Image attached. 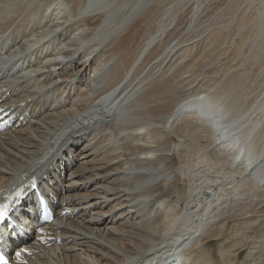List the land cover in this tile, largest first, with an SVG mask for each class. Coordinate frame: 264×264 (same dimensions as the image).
<instances>
[{
    "label": "bare ground",
    "instance_id": "6f19581e",
    "mask_svg": "<svg viewBox=\"0 0 264 264\" xmlns=\"http://www.w3.org/2000/svg\"><path fill=\"white\" fill-rule=\"evenodd\" d=\"M222 1L0 0L2 85L29 81L9 101L38 112L0 135V188L31 173L55 184L57 152L73 143L75 156L62 199L79 213L51 226L63 245L30 264H234L235 243L217 259L205 249L230 230L226 243L251 241L243 262L264 264L252 235L264 225V73L248 86L229 58L226 72L188 73L232 26L252 29L239 57L264 52V0Z\"/></svg>",
    "mask_w": 264,
    "mask_h": 264
},
{
    "label": "rangeland",
    "instance_id": "374dc122",
    "mask_svg": "<svg viewBox=\"0 0 264 264\" xmlns=\"http://www.w3.org/2000/svg\"><path fill=\"white\" fill-rule=\"evenodd\" d=\"M228 1V0H227ZM222 2H225V0H223ZM244 8V9H243ZM242 8V10L240 9V11H239V13H238V16H241V17H238L237 16V19H239V21H241V19L242 20H244V21H246L244 18L246 17V19L249 17V12L250 11H248V8L246 7H243ZM242 13H244V15L242 16V15H240V14H242ZM245 13H246V15H245ZM212 14V13H211ZM211 14H209V16H211ZM234 28V29H233ZM235 26H232V27H230L229 28V30H230V32H229V30H228V32L227 33H224L223 34V36L225 37V38H227V39H225L223 36H222V38H219V39H215L216 41H215V43H213L212 45H213V48H211L210 50H212L213 52H214V47H219L220 45H221V49H220V51L217 53H215V54H213V56H211L212 55V53L213 52H211L210 54H209V51L208 52H206L204 55H207L208 57H199L198 59H196V60H193L191 63H190V65H194L193 67H192V69H190L189 70V72L188 73H191V72H193V71H196L197 69L200 71H202L203 70V68L202 69H200V67H202L203 65H206V67L207 66H209L210 65V63H214V65H213V69H209V71L208 70H206L205 69V71H204V74H203V76L204 75H209L213 70H214V68L217 66V67H219V66H223V63L225 62V60H227L228 58L231 60V61H233L234 63H239V61H240V64H241V67L238 69L239 71H238V73L240 72H247L248 74H249V76H248V78H247V80L249 81H247V85L248 86H251L252 85V83H254L255 84V82L254 81H256L258 78L257 77H259L258 75H260V74H262V73H264V52L262 53V55L257 59V60H253V61H255L256 62V64H255V62H252V58L251 57H245L246 58V60H244L245 58L244 57H242V56H238V55H241V53L240 52H242L243 54H248V40H250L251 38L250 37H252V32H251V30L252 29H250L249 31L247 30V31H245L243 34H241V35H235ZM234 31V32H233ZM231 32H232V34H231ZM250 32V33H249ZM230 34V35H229ZM225 35H227V36H225ZM235 36V37H234ZM232 37V38H231ZM242 37H243V39H244V41H243V39H242ZM224 38V39H223ZM233 39H234V41H233ZM246 39V40H245ZM219 40V41H218ZM235 40H236V42H235ZM239 41V42H238ZM242 41H243V43H242ZM219 43V42H221L222 44L223 43H225V44H223V46H222V44L220 43L219 45L217 44V43ZM233 42V43H232ZM236 43V44H235ZM239 43V44H238ZM246 43V44H245ZM215 44H217V45H215ZM233 44V45H232ZM239 46H238V45ZM242 44V45H241ZM215 45V46H214ZM224 45H225V47H224ZM228 45V46H227ZM241 45V46H240ZM246 45V46H245ZM232 47H233V49H232ZM235 47L238 49V50H235ZM245 47V48H244ZM216 48V49H217ZM220 48V47H219ZM224 48V49H223ZM227 48H229L227 51L225 50V49H227ZM242 48H243V50H242ZM241 49V50H240ZM248 51H246V50ZM222 51H223V53H225L226 55L224 56H222ZM239 51V52H238ZM231 52V53H230ZM233 52L235 53L233 56H232V54H233ZM220 53H222L221 54V58L218 56V54H220ZM239 53V54H238ZM231 54V55H230ZM215 55H216V57H215ZM215 57V58H214ZM220 58V60H219V58ZM223 57H226V58H224V59H222ZM262 57V58H261ZM202 58V59H201ZM205 58H207V59H205ZM213 58V59H212ZM216 58H218V60L216 59ZM244 58V59H243ZM248 58V59H247ZM201 59V60H200ZM212 59V60H211ZM250 59V60H249ZM203 60V61H202ZM209 60H211V61H209ZM222 60V61H221ZM224 60V61H223ZM198 61V62H197ZM219 61V62H218ZM237 61V62H236ZM262 61V62H261ZM200 62L201 63H203V64H200ZM221 62V63H220ZM250 62V63H249ZM260 62V63H259ZM194 63V64H193ZM206 63V64H205ZM219 63V64H218ZM238 63H237V66H238ZM248 63V64H247ZM198 64H199V66H198ZM222 64V65H221ZM262 64H263V66H262ZM189 65V66H190ZM201 65V66H200ZM251 68H250V67ZM257 66V67H256ZM261 66V67H260ZM248 69H247V68ZM195 68V69H194ZM244 68V69H243ZM246 68V69H245ZM252 68H253V70H252ZM242 69V70H241ZM256 69V70H255ZM262 69H263V71H262ZM250 70V71H249ZM222 71H224V72H226V71H228V67H224L223 66V70ZM253 71V72H252ZM187 72V71H186ZM197 72V71H196ZM197 73H199V72H197ZM234 74L235 75V77L233 78L235 81H237V79H238V75L239 74ZM258 73V75L256 76V74ZM181 75L182 76H184V74L183 73H181ZM180 74H179V77H176L175 79H174V81L173 82H175V80L176 81H179V79H180V76H181ZM202 76L201 75V73L200 74H198V75H196V76H193V75H191L190 77H193L189 82L191 83V82H193L195 79H194V77L196 78V80L198 81V80H201V77L200 76ZM234 75H232V76H230V77H226L227 79H232V77L234 76ZM257 78V79H256ZM216 80V82H218V80H219V78H216L215 79ZM252 80H254V81H252ZM233 81V80H232ZM227 82H228V80H227ZM251 82V83H250ZM229 83V82H228ZM203 84H206V82L204 81V83ZM257 85V84H256ZM262 232V233H261ZM259 233V234H258ZM224 235H222V237H221V239L219 240V241H217V242H211L209 245L207 244V247L205 248V249H208L214 256H215V258L217 259V257H216V253H217V251H219L218 249L220 248V245H223L224 246V249L225 248H227L228 247V250L229 249H231L232 247V252H235L234 254H232V257H230V261L231 262H233L234 264H250L249 262H247V263H244L243 262V258L246 256V254L248 253V246H250L251 245V241H249V240H247L246 238H244L243 236H241V235H239V234H237V237L235 236V237H232V238H230L229 239V241H227V243L225 242L226 240H225V237H229V235H231V230H230V233H228V232H224L223 233ZM254 234H256V235H254ZM261 234V235H260ZM239 235V236H238ZM252 235H254V237L256 238V239H258V240H261L260 238H261V236L262 237H264V225L263 226H261V227H258V228H256V230L252 233ZM241 237L243 238V239H241ZM260 237V238H259ZM234 238H239L238 239V241L239 242H237V239H234ZM235 240H236V242H235ZM244 240H246V241H244ZM243 241V242H242ZM244 242H246V243H244ZM221 243V244H220ZM223 243V244H222ZM235 243V244H234ZM244 243V244H243ZM248 243V244H247ZM233 246H232V245ZM242 244V245H241ZM256 247L257 248H259V249H261V244H260V241L259 242H257L256 244ZM232 246V247H231ZM244 249H245V251H244ZM216 251V252H215ZM238 251V252H237ZM243 251V252H242ZM252 252V253H251ZM249 254H257V251L254 249V250H252ZM215 253V254H214ZM241 253V254H240ZM235 256V257H234ZM241 256V257H240ZM236 258H238V259H236ZM239 260V261H238ZM241 261V262H240Z\"/></svg>",
    "mask_w": 264,
    "mask_h": 264
}]
</instances>
